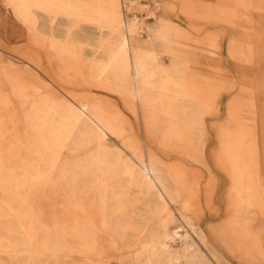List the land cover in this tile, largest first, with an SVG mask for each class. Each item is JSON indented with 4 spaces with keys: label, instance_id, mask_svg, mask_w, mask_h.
<instances>
[{
    "label": "bare ground",
    "instance_id": "6f19581e",
    "mask_svg": "<svg viewBox=\"0 0 264 264\" xmlns=\"http://www.w3.org/2000/svg\"><path fill=\"white\" fill-rule=\"evenodd\" d=\"M242 1L251 5L260 0L215 3ZM4 3L22 23L25 43L50 50L66 82L91 81L101 89L130 92L144 109L148 140L156 150L144 151L146 144L143 148L126 135L125 115L118 108L87 98L70 102L43 90L17 65L26 59L23 53L17 61H3L0 264H112L114 259L119 264H232L188 214L197 183L159 153L169 156L174 150L208 170L212 162L227 174L229 214L213 230L235 251L241 245L246 254L255 249L264 256L258 228L264 222L260 20L230 40L229 54L242 71V98L231 102L227 120L214 126L218 147L208 154V116L222 85L234 79L221 71H200L196 58L188 56L201 48L200 41L175 21L160 17L143 36L139 19L125 11L127 0ZM253 9L259 17L264 13ZM183 10L192 18L201 16ZM216 48L205 54L209 63ZM110 135L130 153L112 149ZM172 206L179 207L173 212Z\"/></svg>",
    "mask_w": 264,
    "mask_h": 264
},
{
    "label": "rangeland",
    "instance_id": "374dc122",
    "mask_svg": "<svg viewBox=\"0 0 264 264\" xmlns=\"http://www.w3.org/2000/svg\"><path fill=\"white\" fill-rule=\"evenodd\" d=\"M209 1H212L211 6ZM217 0H127L128 7L125 9L129 17H137L143 28L142 35L146 36L145 29L149 25L158 23L160 17L172 19L176 24L189 32L191 38L199 40L201 48L194 53L188 54L196 62L197 68L203 73L210 75L214 70L221 71L224 76L234 79L230 84L222 85L217 94L215 111L208 116L210 125L209 142L207 152L218 147L214 126L224 123L228 118L229 104L240 96L241 73L237 62L229 54L230 40L239 37L244 30L251 28L259 20L264 26V13L261 17L253 7L261 8L264 12V0L246 5L245 1L234 3L235 5L216 6ZM248 3V1L246 2ZM250 3V0H249ZM250 7V8H249ZM192 9L201 16L192 18L184 10ZM215 13L221 19L211 15ZM263 18V20H262ZM24 29L18 18L10 12L4 0H0V65L8 59L18 60V55H26L24 61L17 62V65L24 72V77L41 87L43 90L52 91L55 95L72 102L73 99L87 98L88 100L116 107L121 110L126 121L124 128L127 136H134L136 141L150 152H155L156 146L148 140V134L144 124V109L135 104L130 92H112L97 87L94 82L87 84H72L65 81L57 71L55 63L51 59L50 50L25 43L23 40ZM21 37V38H20ZM22 46V47H21ZM217 47V52L211 62L207 61L205 54L211 51V47ZM208 56V55H207ZM24 57V56H23ZM107 143L112 149H121L128 154L130 151L122 148L121 140L110 135ZM160 156L173 164H180L181 171L190 182L197 183V196L189 204L188 214L197 221L208 234L209 240L231 261L232 264H264V256L257 250L251 249L249 253L244 252V247L238 245V251L233 249L230 242H221L213 230L227 220L229 214L228 190L230 180L227 174L210 162L211 170H208L200 162H195L184 151H171L169 156L159 151ZM209 160V157H208ZM213 176L215 178H213ZM176 207L172 206L171 211ZM260 233L263 237L264 249V222H260ZM253 247V246H252ZM209 257L210 251L204 250ZM244 255H247L246 257ZM112 264H119L117 259Z\"/></svg>",
    "mask_w": 264,
    "mask_h": 264
}]
</instances>
